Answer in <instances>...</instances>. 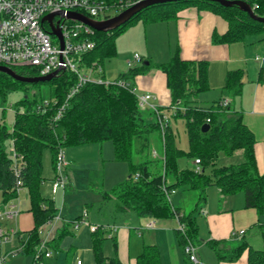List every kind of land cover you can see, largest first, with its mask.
<instances>
[{
	"label": "trees",
	"instance_id": "trees-1",
	"mask_svg": "<svg viewBox=\"0 0 264 264\" xmlns=\"http://www.w3.org/2000/svg\"><path fill=\"white\" fill-rule=\"evenodd\" d=\"M104 1L113 3L119 0ZM244 1L251 6L255 15L264 16V0ZM186 6L211 10L227 21L226 32L222 35L214 34L215 42L241 41L248 34H264V22L251 18L236 5L223 6L209 0L156 2L142 8L114 29L95 30L93 34L95 45L83 55L84 62L87 65L94 63L95 66H102L104 59L116 55V38L127 28L137 22L146 24L176 18L178 11ZM149 66L150 63L143 62L140 66L129 67L126 72L118 76L127 79L145 72ZM155 67L165 73L166 86L171 97L168 108L172 106L176 108L171 116L185 118L187 151L176 145L175 135L169 123L161 132L154 111L149 109L147 113L143 112L137 105L136 96L130 87L86 82L68 99L61 114L55 118L68 89L76 82L74 73L61 71L50 80L27 83L15 80L0 71L2 98L10 89L23 88L25 91L23 98L15 103L16 110L11 128L8 129L0 123L1 202L16 198L18 194L16 188L20 185L27 192L26 212H30L32 221L29 229L16 233L26 235L19 238L20 249L17 252L33 257L40 240L39 227L56 215L52 200L40 193V185L44 180L43 151L45 149L50 151L51 165L54 169L56 152L59 148L110 140L113 159L126 162L129 175L101 192L102 200L115 201L116 212L131 210L139 217L162 220L174 218L177 224L176 239L183 248L187 240L193 244L198 241L195 213L199 209L197 204L205 199L206 187L216 186L222 195L242 192L244 206L253 209L256 214L254 225L258 227L261 246L253 248L247 240H243L235 247L222 249L220 244L224 239H210L207 244L218 260H235L246 249V264H264V224L259 222V215L264 209V175L260 174L256 167L253 132L243 122L241 113L232 109L229 104L221 105L220 99L205 107L195 104L198 93L209 87L206 61L183 59L176 50L166 62L156 64ZM10 68L23 76H38V72L32 67L10 66ZM243 73L241 68L226 72L222 88L231 97L240 94ZM39 83L49 85L47 104H43L45 98L42 95L33 97L27 95L28 89ZM146 114L151 115V118ZM204 123H208L209 127L202 131L201 126ZM152 132L160 143L158 156L153 155V159H150L145 152L144 159L135 161L133 158L135 143L139 142L138 152L142 154L149 145ZM11 145L24 160V165L17 174L10 168L11 156L6 146ZM237 150L241 151V161L229 164L216 163L220 155L231 156ZM184 156L197 158L200 170L190 167L180 168L178 159ZM153 162L158 163L159 171L153 170ZM179 187L199 192L196 205L187 212L174 207L168 196L171 190ZM78 218L79 216L68 222ZM178 222L182 223L183 230L178 228ZM108 231L102 227L91 231L94 262L122 264L117 257L116 240L113 236H107ZM65 233H67L66 227L63 226L46 243V246L55 247L57 243L55 241ZM107 238L111 240L112 245L110 256L103 253V243ZM42 257L43 253L40 251L38 258L33 259L31 264H43ZM135 264H160L156 245L143 244L135 258Z\"/></svg>",
	"mask_w": 264,
	"mask_h": 264
},
{
	"label": "crops",
	"instance_id": "crops-1",
	"mask_svg": "<svg viewBox=\"0 0 264 264\" xmlns=\"http://www.w3.org/2000/svg\"><path fill=\"white\" fill-rule=\"evenodd\" d=\"M141 24L144 28L143 44L141 46L142 52H133V54L136 53L139 55L140 60L137 65L128 66L127 64V68L120 70L117 77L113 80H124L128 84V87L134 89L133 93L135 96L140 93H150V101L152 103L156 104L161 109H169L168 106L171 97L166 86L165 73L155 67V65L166 62L176 50L183 59L206 61V73L209 87L198 93L195 104L205 107L215 100L227 99L229 106L241 113L243 122L254 134L255 143L253 148L256 167L258 172L264 175V34H248L241 41L215 42L213 40L214 34L222 35L225 33L228 28L227 21L221 15L211 10L198 9L195 6H186L180 9L176 18ZM115 42L117 53L118 44L117 41ZM143 62H145V64L150 63L149 68L145 72L135 74L133 77L127 79L118 76L120 73L126 72L129 67L140 66ZM237 68H241L244 71L242 75L241 91L239 95L231 97L222 86L226 72ZM101 77L108 81L104 76L103 69ZM137 88L140 90L139 93L135 92ZM153 153L156 154L155 151ZM233 157L236 159L238 157V161L233 162ZM225 159H228L230 162H227ZM66 160L67 165L64 169V174L67 178L66 185L62 188H57L53 194L50 193V184L55 171L51 165V160L47 174L44 173V171H47V168L45 167L44 170V165L42 164V176L44 180L40 185V193L42 196L52 200L56 208V216H58V219L54 217L49 223L41 225L42 232L39 233V236L40 238L46 237L48 242L56 235V232L61 227H66L70 219L79 216L85 221H81L79 224L83 223L87 226V232H84V234H87L89 239L85 240L82 238L81 241L80 234H75L74 230L69 232L66 229L67 233L60 237L59 240L55 241L57 242L55 243V247L54 245L47 247L50 250V255L44 256L46 257L45 261H43L42 257L43 264H50L49 261L46 260L53 254L59 258L63 257V264H72L76 255L79 256V264H95L91 246V231L88 228V224L106 226L105 229L109 230L107 236H113L116 240V253L122 264H135V258L140 253L143 244L156 245L159 251L160 264H246V249L243 250L235 260H218L214 251L207 244V241L210 239H224L220 246L222 249H229L237 246L243 240H247L250 246L253 247L250 243V239H245V234L246 230L252 227L256 222V214L253 209L244 206L243 194L239 195L238 192L231 195H222L216 186H208L216 189V199L214 204L211 205L205 196V199L201 200L202 204L198 206L199 209L197 213L203 220L199 222V219L196 217L199 234L198 241L203 244L199 246H197V242L194 244L195 257L197 260L194 262L187 260V256L177 242L175 234L176 220L174 218L162 220L151 217L140 218L138 216L141 220L143 218L141 222L127 214L131 211H126L119 212V220H115L116 218L113 216L107 217L104 214L101 215L102 220L94 222L88 220V209L84 206L80 213H77L73 217L68 215L66 210L64 212L63 206L61 207L60 203L58 206L55 194L58 193L63 199L65 195L73 191V186H75V177L73 174L74 163H71L68 158H66ZM241 160V151L237 150L233 155L223 157V163L221 164L237 163ZM192 162L193 165L191 167L194 168L196 166L194 159ZM98 165L99 162H94V165L88 164L84 166L83 170L86 169V167L91 168V166L92 168L98 169ZM88 183L87 185L92 189L91 183ZM22 189L24 188L22 187L18 191L16 198L10 200L11 204H16L18 206V214H23L24 211L19 204V195ZM198 195L199 192L191 208L196 205L199 197ZM169 199L172 203L171 198ZM179 199V197L175 198V203H172V205L178 207L183 212H187L188 210L184 207L181 208V206H177ZM62 201L61 203L63 205L64 201ZM22 202L24 203V201ZM85 203V206L88 204L90 205V203ZM1 204L2 202L0 199V205ZM206 206L209 208V211L205 208ZM83 211H85L84 215H82ZM24 213L23 217H26L25 215L31 217L30 212ZM150 219L154 220V224L151 228H148L145 226V223ZM259 222L264 224V209L259 215ZM79 224L76 227L72 224L71 226L76 229ZM203 227L205 228V233H203ZM29 228L30 227L24 230ZM143 229L147 232H143ZM233 229H235V231L243 230V233L240 234V239L235 240L239 235H231ZM11 230L14 231L7 241L10 243L9 248L13 250L20 246L19 238H23L26 235L24 233L16 234L17 231L20 230L14 228H11ZM14 237L17 242L12 243ZM51 248H53V250ZM106 249L103 247V253L106 256H110L112 254V251H110L111 248H108V253ZM57 260L58 259H56V261ZM32 261L33 257L31 256L29 264H31Z\"/></svg>",
	"mask_w": 264,
	"mask_h": 264
},
{
	"label": "built area",
	"instance_id": "built-area-1",
	"mask_svg": "<svg viewBox=\"0 0 264 264\" xmlns=\"http://www.w3.org/2000/svg\"><path fill=\"white\" fill-rule=\"evenodd\" d=\"M132 3L129 0H119L113 3H106L104 0H0V64L9 67H32L38 72V75H45L55 70L57 74L61 71L74 73L77 78L76 82L68 89L55 118L61 114L68 99L86 82L111 83L121 87H128V84L122 79L106 81L101 75H92L94 71L101 74L102 68L101 66H95L94 63L87 65L83 60V55L95 45L93 40L95 30L80 20L67 17L65 12L73 11L92 19H104L111 16L108 14L109 11L118 13ZM52 12L55 14L51 17L50 22L46 18L43 19L46 14ZM101 15L102 18H98ZM51 26L59 29L60 38L52 32ZM133 60L139 61V55L134 53ZM127 64L128 66L132 65L131 61H128ZM130 90L133 92L134 89L130 88ZM150 99V93L136 95L139 107L147 106L148 109L154 111L162 132L164 126L169 122V116L156 104L152 103ZM47 102L48 100L45 99L43 104H47ZM220 104L223 106L227 105V99H221ZM169 109L171 114L175 113L176 108L174 106L169 107ZM208 120L207 118L206 121ZM9 152L11 156L10 168L17 174L24 165V160L14 150L12 145L9 148ZM198 162L199 160L194 158L195 170H200ZM66 165L67 160L63 150L59 148L56 152L55 172L51 178L50 193L53 194L57 188H62L66 185L67 178L64 174ZM21 188L20 185L17 186V193ZM18 212V206L11 204L10 201L0 205V219L2 217H15ZM84 214L85 211L82 212V215ZM54 217L58 219V216L55 215ZM51 219L45 223H49ZM81 221L85 222L81 217L74 220L73 226L76 227ZM153 224L154 220L150 219L145 223V226L151 228ZM98 227L105 228L106 226L88 224L90 231H95ZM178 228L183 230L182 223L178 222ZM38 232H42V227H39ZM12 233L13 231H7L0 227L1 241H7ZM242 233L243 230L233 231L231 235H240ZM46 242V237L40 238L37 251L33 256L34 260L38 258L40 251L43 256L50 255ZM18 249H20V246L9 251V253L14 254ZM182 249L189 261H197L195 245L190 240H187ZM7 254L8 252L0 254V264H4Z\"/></svg>",
	"mask_w": 264,
	"mask_h": 264
},
{
	"label": "rangeland",
	"instance_id": "rangeland-1",
	"mask_svg": "<svg viewBox=\"0 0 264 264\" xmlns=\"http://www.w3.org/2000/svg\"><path fill=\"white\" fill-rule=\"evenodd\" d=\"M114 11H109L108 14L113 15ZM98 18H102V15ZM143 25L139 22L131 27H129L124 33L119 35L116 39L118 44V52L115 56L111 58L104 59L102 63V69L105 78L108 81H112L117 77V74L120 70H124L127 68V61H131L132 66L137 65L138 61L133 60V52L138 51L142 52L141 46L143 44ZM94 76H100L101 74L94 71L92 73ZM49 85L46 83H39L37 85H34L28 89L27 95L29 97H33L36 95H42L45 99H47ZM136 93H139L140 90L135 91ZM25 95V91L23 88H17V89H10L7 90L5 93V97L2 98L0 96V123L4 124L6 128L10 129L11 125L14 120V113H15V103L23 98ZM44 99V100H45ZM22 108L20 107V110ZM144 113H147L149 109L147 106L141 108ZM164 112H166L169 116V125L171 126L174 135H175V143L176 145L181 148L184 151L188 150V139L187 134L185 131V118L184 117H172L171 112L169 109H161ZM156 115V114H155ZM147 117L151 118V115L146 114ZM158 120V119H157ZM160 127V125H159ZM160 129V128H159ZM155 133L152 132L150 136L149 145L143 153L141 154L138 152L139 148V142H136L134 145V153L133 158L135 161H139L144 159V155L146 152L147 158L153 159L154 157L158 156V151L160 149V143L155 138ZM7 149L10 148V146H6ZM155 149V150H154ZM65 158H68L70 162L74 163V169L73 174L75 177V186H73V191L65 195L62 199L61 196H59L58 193L55 194V198L57 199V204L64 209V212L66 210V213L70 216H74L77 213H80L82 207L84 206L86 209H88V220L91 221H99L101 219V215L107 216V217H115V220H119L120 215L119 212H116L114 210V200H108L104 201L101 197V192L104 190H108L110 187H112L115 183L123 180L128 175V168L127 164L124 161H116L113 159V151H112V143L110 140H104L100 143H86V144H80V145H68L62 148ZM75 150V151H74ZM156 152L154 154L153 152ZM153 153V155H152ZM50 151L48 149H45L43 151L42 155V164L47 168V171H44V173L47 174L48 168L50 166ZM223 155H220V157L217 159L216 163L221 164L223 163ZM192 157H181L178 159V165L180 168L184 167H191L193 165ZM227 162H230L228 159H225ZM233 162L238 161L235 157L232 159ZM94 162H99L98 169L97 168H88L83 170L84 166H87L88 164L94 165ZM152 167H154L153 170L159 171L158 163L152 164ZM208 171V168L206 169ZM88 182L91 183L92 189L89 187ZM99 189V191H98ZM198 194L197 190H184L183 188H175L173 192L169 194V198H171L172 203H175V198H180L177 202V206L184 207L186 210H190V208L193 206V203L195 201L196 195ZM239 195H242V192L238 193ZM216 189L214 187H206L205 188V196L207 200H209V204L213 205L216 199ZM20 201L19 204L22 209H24V212H26L27 206H28V200H27V192L25 189H22L20 192ZM100 198V199H99ZM1 199V197H0ZM64 201V204L62 205L61 201ZM24 201V203L22 202ZM62 201V202H63ZM85 202L90 203V205L85 206ZM4 202H2L3 204ZM202 204L200 201L197 206ZM208 211L209 208L205 207ZM192 209V208H191ZM131 211V210H130ZM23 214H18L16 217H2L0 219V227L3 229H6L7 231L11 230V228L17 229V230H24L31 226V217L28 215H25L26 217H23ZM132 218H136L137 220H142L135 214L133 211L128 212ZM197 219H199V222H202V217L198 215V213H195ZM138 217V218H137ZM133 220V219H132ZM71 224L73 225V221L68 222L66 224L67 231H73L75 234L81 235V241L82 238L87 240L89 239V236L87 234H84L86 231V225L83 223H80L78 228L74 229ZM177 227V224H176ZM88 229V228H87ZM235 231V229H233ZM14 231V230H11ZM143 232H147L143 229ZM203 233H205V228L203 227ZM199 235V234H198ZM199 238V236H198ZM239 237L235 238V240L240 239ZM11 239V238H10ZM245 239H250V243L253 246V248H259L261 246V238L258 232V227L256 225H253L252 227L248 228L246 230ZM199 240V239H198ZM258 241V242H257ZM17 242L16 238L14 237L12 239V243ZM203 243H200L197 241V246L202 245ZM10 243L8 241L1 242L0 237V254H5L8 252V254L5 256V262L4 264H29V261L31 260L30 255H24L20 252H16L14 254H10L9 251ZM103 247L108 251V248L111 247V240L106 239L104 241ZM53 250V248H51ZM49 250V249H48ZM106 252V251H105ZM64 255V254H62ZM46 257L43 256V261H45ZM56 259H58L56 261ZM79 256L76 255L72 261V264H79ZM64 258L56 257L55 254L51 255V257L46 261H49L50 264H63Z\"/></svg>",
	"mask_w": 264,
	"mask_h": 264
},
{
	"label": "water",
	"instance_id": "water-1",
	"mask_svg": "<svg viewBox=\"0 0 264 264\" xmlns=\"http://www.w3.org/2000/svg\"><path fill=\"white\" fill-rule=\"evenodd\" d=\"M166 1H176V0H136L128 7L124 8L123 10L119 11L118 13L111 15L104 19H92L89 18L83 14L68 11L65 12V15L69 18H74L77 20H80L89 26H91L96 31H107L110 29H114L115 27L121 25L123 22L128 20L133 14L141 10L142 8L146 7L149 4L156 3V2H166ZM209 1H215L223 6H231L236 5L239 9L247 12L251 18L264 22V16H257L253 13V10L251 6L244 0H209ZM55 13H48L46 14L44 18L50 22L51 17ZM51 25V24H50ZM52 32L55 33L60 38V32L58 28L52 27ZM0 71L7 73L15 80H18L20 82H27V83H35V82H43L50 80L51 78L55 77L57 75V71L50 72L45 75H38V76H23L20 74H17L14 72L13 69H11L9 66L0 64ZM209 127L208 123H204L201 126V130L205 131ZM129 176V175H128Z\"/></svg>",
	"mask_w": 264,
	"mask_h": 264
}]
</instances>
